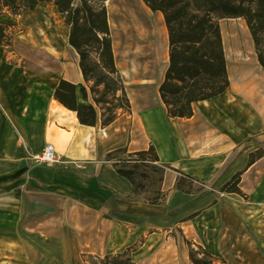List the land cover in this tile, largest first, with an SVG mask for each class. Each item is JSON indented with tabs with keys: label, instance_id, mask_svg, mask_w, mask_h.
Masks as SVG:
<instances>
[{
	"label": "crops",
	"instance_id": "crops-1",
	"mask_svg": "<svg viewBox=\"0 0 264 264\" xmlns=\"http://www.w3.org/2000/svg\"><path fill=\"white\" fill-rule=\"evenodd\" d=\"M139 3L146 8L141 0H108L104 5L114 67L129 104V112H119L105 128L99 115L92 128L78 125L75 115L53 98L63 79L77 87L78 105L92 104L89 94L85 101L78 89L83 86L88 92L89 85L82 80L78 58L67 43L68 28L59 14L66 41L51 40L52 52L16 53L23 61V67H18L0 49V216H6V223L0 224V264H29L22 248L14 244L21 246L16 221L29 226L31 216H107L111 225L144 218L167 228L179 225L193 236L195 221L212 216L218 204L211 192L196 195L174 190L177 176L208 185L227 166L219 184L244 168L259 149L254 146L236 157L241 144L264 140L263 73L255 82L238 84L255 87L249 94L228 81L222 95L193 104L190 119L167 118L158 94L168 66L166 28L160 14L148 8L143 13ZM45 6L53 7L40 4L35 10ZM39 17L45 25L60 28L44 15ZM229 91L235 100L228 99ZM239 98L247 102L246 112ZM47 145L58 162L37 165L31 158ZM149 147L159 164L168 167L161 184L167 196L157 206L135 198L130 184L101 161L116 150L133 154ZM255 173L264 175V154L242 174L246 189L257 187L249 182Z\"/></svg>",
	"mask_w": 264,
	"mask_h": 264
},
{
	"label": "trees",
	"instance_id": "trees-1",
	"mask_svg": "<svg viewBox=\"0 0 264 264\" xmlns=\"http://www.w3.org/2000/svg\"><path fill=\"white\" fill-rule=\"evenodd\" d=\"M108 0H0V49L10 52L16 33L14 25L2 21L3 17L17 19L32 13L40 4H50L56 8L63 24L68 28L67 43L78 58V69L87 90L78 86L82 98L88 94L92 104L78 105L75 99L76 86L60 79L54 90V100L65 110L75 115L78 125L92 128L99 115L102 128L109 126L119 112L128 113L126 99L120 78L115 70L111 51V40L104 3ZM152 13L162 16L168 44V66L159 86L158 94L168 119H190L192 105L208 101L222 95L228 88L225 59L218 22L220 20H241L252 42L256 62L264 75V0H141ZM119 94V96H118ZM110 99V102L108 101ZM258 147L256 156L251 154L247 165L239 170L219 190L221 194L242 197L238 186L242 174L264 154V140L246 141L235 154L239 157L252 147ZM117 154L127 155V160L113 161ZM102 162L109 163L115 173L131 186V193L139 196V186L135 177L143 165L159 175L162 184L165 165H160L153 147L145 151L128 154L126 149L116 150L103 156ZM222 167L214 180L206 185L209 192L225 174ZM142 175L141 173H139ZM138 174V175H139ZM194 181L179 174L174 190L190 194L184 188ZM200 187H203L202 185ZM208 193V192H203ZM201 194V195H202ZM161 200L149 205H160ZM131 251L103 258L82 256L83 264H135ZM191 264H210L196 260L191 250L188 252Z\"/></svg>",
	"mask_w": 264,
	"mask_h": 264
},
{
	"label": "rangeland",
	"instance_id": "rangeland-1",
	"mask_svg": "<svg viewBox=\"0 0 264 264\" xmlns=\"http://www.w3.org/2000/svg\"><path fill=\"white\" fill-rule=\"evenodd\" d=\"M31 15L36 17L34 14ZM27 17L23 15L17 19L2 18V21L14 25L13 31L16 35L12 50L4 52L8 54V62L18 67H23V61H20L16 53L25 56L33 51L49 53L53 49L51 40L56 41L57 38L63 40L60 34L64 31L62 27L45 25L38 16L36 18L42 23L48 43L41 42L37 34L34 32L30 34L31 31L24 25ZM230 21L218 22L224 59L227 56L226 74L229 82L242 85L246 73L228 58L227 34L230 32ZM241 23L243 22H236V25ZM29 36L32 37L31 40ZM64 53L68 58L67 52ZM253 57L258 78L262 72L254 52ZM237 79L242 81L238 83ZM262 89L259 92L260 96ZM226 96L230 100H235L229 97L230 91ZM216 100L218 102V99ZM238 100L243 103L242 111L246 112L247 102L242 98ZM108 101L110 102V99ZM253 155L256 156V152ZM126 160L127 155L113 156L114 162ZM230 179L231 177L217 183L212 189L211 193L215 198L214 203L218 204V210L215 209L212 216H201L195 221L193 236L187 235L188 232L179 225L167 228L159 221L144 218L111 225L106 221L107 216H31L29 226L23 227L21 226L23 222L16 221L21 246L15 243L14 247L22 248L29 264H83L82 256L103 258L106 255H118L125 250L131 251L130 257L135 264H191L189 250L196 260H204L210 264H264V175L257 177L255 173L249 179V182L257 184L254 189H246L240 177L238 188L242 197L219 193L220 188ZM158 180L159 175L150 170V165H143L135 177V183L140 190L136 198L150 203L161 200L159 204H163L167 194L161 192ZM201 185L203 187H200ZM205 186L193 182L184 188L197 195L209 192ZM5 217L0 216V224L6 223Z\"/></svg>",
	"mask_w": 264,
	"mask_h": 264
},
{
	"label": "bare ground",
	"instance_id": "bare-ground-1",
	"mask_svg": "<svg viewBox=\"0 0 264 264\" xmlns=\"http://www.w3.org/2000/svg\"><path fill=\"white\" fill-rule=\"evenodd\" d=\"M139 5L143 13L145 14L148 13L146 8L141 3H139ZM32 14L36 15V17L40 15H44L48 20H50L54 24H58L64 30V26H62V24L58 20V13L54 6L53 7L45 6L44 9L39 11L35 10ZM27 16L28 17L25 19L26 21L24 25L26 26V28L27 27L29 28V31H31L30 34L34 32L35 34H37L38 39L41 42H44L45 44L48 43L45 33L38 22V18L33 17V15L31 14ZM230 22H231L230 32H228L227 34L228 43H229L228 58H230L234 63L239 65L241 70L244 73H246L245 80L252 79V81L255 82L257 80L256 66L254 62L252 45L247 28L245 27L244 23H241L240 25H236V22L240 23L239 20H231ZM60 34L63 40L65 39L66 41V36L64 31L63 33L60 32ZM29 39L31 40L32 37L29 36ZM225 59H227V56H225ZM236 81L238 83L241 82L240 79H237ZM236 89L238 91H243V92L246 91L247 94H249L253 92V89L255 90V87L249 89L238 85ZM6 264H9V262L8 263L6 262Z\"/></svg>",
	"mask_w": 264,
	"mask_h": 264
},
{
	"label": "built area",
	"instance_id": "built-area-1",
	"mask_svg": "<svg viewBox=\"0 0 264 264\" xmlns=\"http://www.w3.org/2000/svg\"><path fill=\"white\" fill-rule=\"evenodd\" d=\"M31 160L41 166H51L58 162L57 156L49 145L45 146L40 154L34 155Z\"/></svg>",
	"mask_w": 264,
	"mask_h": 264
}]
</instances>
